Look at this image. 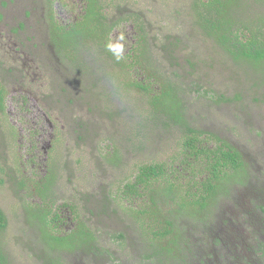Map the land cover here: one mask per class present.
I'll list each match as a JSON object with an SVG mask.
<instances>
[{"label":"trees","instance_id":"obj_1","mask_svg":"<svg viewBox=\"0 0 264 264\" xmlns=\"http://www.w3.org/2000/svg\"><path fill=\"white\" fill-rule=\"evenodd\" d=\"M1 1L0 264H264V0Z\"/></svg>","mask_w":264,"mask_h":264},{"label":"rangeland","instance_id":"obj_2","mask_svg":"<svg viewBox=\"0 0 264 264\" xmlns=\"http://www.w3.org/2000/svg\"><path fill=\"white\" fill-rule=\"evenodd\" d=\"M173 1H176V0H173ZM142 2H145V1H142ZM167 2H168V7L170 8L172 6L171 0H167ZM19 3L22 4V1L19 0ZM175 3H176V6L179 5L178 1ZM149 4H151L150 1H147L145 4L143 3L140 4V6L144 5L143 7H145L149 11L150 8H152V5L150 6ZM161 4H162L161 1L156 2V5L154 4L153 8L155 9V13H158L159 15L160 14L164 15L165 13L167 14V12L162 9ZM13 6H15V4H12L10 9L17 10V8H13ZM0 10L2 12H7V10L3 7L1 0H0ZM62 11H64L65 13L71 12L69 7H64L63 10H61V13ZM25 67L27 70V76L31 80L36 78V75H34L33 73L34 72L33 69L29 65H26ZM10 72L15 73V71H10ZM28 88L30 90H33L31 85ZM11 90H12V95L10 96V98H8V101H7V112L10 115L11 122H13L14 124H18L17 125L18 131L21 132L19 135L20 138H18V142L23 146V148L21 149L23 150L22 152H24L23 154L26 155V152L28 153L29 150L33 149V146H34L32 143L33 140L39 141L41 139L42 141H40L41 143L39 144L41 146L46 145L47 139L43 138V134H41V131L46 130L47 128L46 124L49 123V120L47 119L45 112L42 111L41 104H39V100L34 94H30L29 102L24 103L21 100V95L27 92V90L22 88V85L18 82L12 85ZM257 119L260 122L261 129H264V117H258ZM3 122H4L3 116L0 115V127L1 128H3ZM31 129H33L36 132L37 136H34V135L33 137L31 136V131H30ZM250 133L252 132L250 131ZM257 167L258 166L255 164L254 168L256 170H257ZM76 264H79L78 261L76 262Z\"/></svg>","mask_w":264,"mask_h":264},{"label":"clouds","instance_id":"obj_3","mask_svg":"<svg viewBox=\"0 0 264 264\" xmlns=\"http://www.w3.org/2000/svg\"><path fill=\"white\" fill-rule=\"evenodd\" d=\"M122 38V37H121ZM113 46L112 45H109V48L111 49ZM121 47V49H122V47L123 46H120ZM120 57H119V55H117V59H119Z\"/></svg>","mask_w":264,"mask_h":264}]
</instances>
